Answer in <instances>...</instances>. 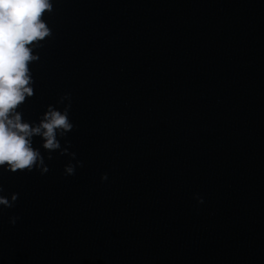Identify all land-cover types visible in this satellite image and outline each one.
I'll return each instance as SVG.
<instances>
[{"label": "water", "instance_id": "obj_1", "mask_svg": "<svg viewBox=\"0 0 264 264\" xmlns=\"http://www.w3.org/2000/svg\"><path fill=\"white\" fill-rule=\"evenodd\" d=\"M51 3L17 111L75 158L0 168V264H264V0Z\"/></svg>", "mask_w": 264, "mask_h": 264}, {"label": "clouds", "instance_id": "obj_2", "mask_svg": "<svg viewBox=\"0 0 264 264\" xmlns=\"http://www.w3.org/2000/svg\"><path fill=\"white\" fill-rule=\"evenodd\" d=\"M52 8L51 0H0V168L12 173L36 169L43 175L49 171L41 152L32 147V138L37 136L43 141L42 148L49 153L48 160H52L51 153L57 151L61 156L75 158V153H68L71 145L62 148L58 139L74 127L69 119V94L58 101H68L62 111L48 106L39 123L24 122L17 111L25 99L34 94L29 64L39 60L33 51L51 36V29L42 17ZM75 169L76 165H67L64 175H74ZM106 179V174L101 177L102 181ZM17 199L15 193L10 198L0 195V206L11 208ZM16 219L10 223L14 225Z\"/></svg>", "mask_w": 264, "mask_h": 264}]
</instances>
